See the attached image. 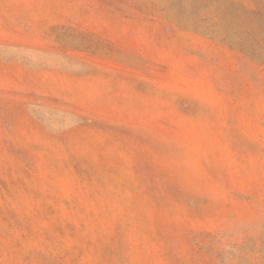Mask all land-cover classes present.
Returning <instances> with one entry per match:
<instances>
[{
    "label": "rangeland",
    "instance_id": "obj_1",
    "mask_svg": "<svg viewBox=\"0 0 264 264\" xmlns=\"http://www.w3.org/2000/svg\"><path fill=\"white\" fill-rule=\"evenodd\" d=\"M0 264H264V0H0Z\"/></svg>",
    "mask_w": 264,
    "mask_h": 264
}]
</instances>
